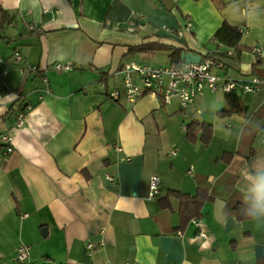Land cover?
<instances>
[{
	"label": "crops",
	"instance_id": "obj_1",
	"mask_svg": "<svg viewBox=\"0 0 264 264\" xmlns=\"http://www.w3.org/2000/svg\"><path fill=\"white\" fill-rule=\"evenodd\" d=\"M237 2L0 0V264H17L21 246L29 248L24 264H264V224L233 213L243 198L238 170L264 156V86L236 93L238 111L227 114L225 94L209 91L185 109L148 94L127 101L120 75L132 64H172L173 49L232 52L214 40L228 24L242 34L237 60L214 62L212 73L264 80V23L243 22ZM139 45L151 48L130 51ZM113 90L118 100L109 98ZM192 121L209 131L188 137ZM198 188L212 199L178 230L179 202L168 193L194 196ZM215 199L225 203L221 222ZM161 236L172 238L167 253Z\"/></svg>",
	"mask_w": 264,
	"mask_h": 264
},
{
	"label": "built area",
	"instance_id": "obj_2",
	"mask_svg": "<svg viewBox=\"0 0 264 264\" xmlns=\"http://www.w3.org/2000/svg\"><path fill=\"white\" fill-rule=\"evenodd\" d=\"M30 30L35 29V25L29 26ZM254 53H259L257 48L252 49ZM231 51L229 52V54ZM21 56L14 54V63H20ZM214 66L212 59L200 60L198 63L186 64L185 62L172 63L165 66H152L147 64H132L120 70L123 97L130 102H135L144 94L151 95L160 100L164 104H170L177 101L181 109H185L188 105L201 96L205 91L211 93H241L255 95L262 86L264 80L258 77H252L248 81H238L227 76H219L212 73ZM56 71H67L71 66L67 63H55L53 66ZM26 70L29 73L36 74L38 69L28 66ZM43 82L47 84V79L43 78ZM112 100H118L120 93L113 90L108 94ZM184 116V114H182ZM25 118V113H18L16 117L17 126H21ZM185 129V126H183ZM1 142L7 144L4 154H10L13 149L11 147L10 138L7 135L1 137ZM188 174L193 175L192 170ZM109 180H112L108 177ZM159 178L152 176L149 181V196L156 197L159 192ZM193 223L197 226L198 220ZM198 237L206 238L205 234L199 232ZM92 245H88L90 249ZM29 248L21 246L17 249L15 261L17 264H24L28 259Z\"/></svg>",
	"mask_w": 264,
	"mask_h": 264
},
{
	"label": "trees",
	"instance_id": "obj_3",
	"mask_svg": "<svg viewBox=\"0 0 264 264\" xmlns=\"http://www.w3.org/2000/svg\"><path fill=\"white\" fill-rule=\"evenodd\" d=\"M241 32L228 24H223L215 33L214 40L218 45H223L227 47L228 49H231L232 52L229 54L227 51L225 52H212L205 56H200L202 60L204 59H212L216 63L223 62V67H227L229 62H236L237 60V54L240 50L239 42L241 39ZM151 47L149 45H139L136 47L130 48V51H146L149 50ZM182 51L173 49L170 54V60L171 63H179L182 62L180 55L182 54ZM226 108L223 112L225 113H235L238 110L236 109L238 104L240 103V97L236 95V93H226ZM237 110V111H236ZM24 113V110L22 108H19L18 113ZM209 126L200 123L192 121L186 126V133L187 136L192 138L196 135L198 132H202V135H204V131H209ZM205 142V140H204ZM169 196L174 197L178 199L179 206H178V215L180 219V225L177 227V229L181 230L189 221L193 219H199L201 214V209L203 204L207 201L212 199V197L209 195V192L207 189L204 188H198L196 194L194 196H190L187 194L180 193L178 191H170L168 193ZM160 203L162 207H169V204L167 202L168 197H159ZM236 205L233 208V213L236 216L238 220H245L248 219L245 216L241 214V209L246 207L242 205V202L237 201L235 203Z\"/></svg>",
	"mask_w": 264,
	"mask_h": 264
},
{
	"label": "clouds",
	"instance_id": "obj_4",
	"mask_svg": "<svg viewBox=\"0 0 264 264\" xmlns=\"http://www.w3.org/2000/svg\"><path fill=\"white\" fill-rule=\"evenodd\" d=\"M233 10L243 22L264 23V6L259 0H247V3L238 0ZM261 161H264V156L238 170L244 183L242 205L246 206L241 209V214L255 221L257 227L264 224V167L259 166Z\"/></svg>",
	"mask_w": 264,
	"mask_h": 264
},
{
	"label": "water",
	"instance_id": "obj_5",
	"mask_svg": "<svg viewBox=\"0 0 264 264\" xmlns=\"http://www.w3.org/2000/svg\"><path fill=\"white\" fill-rule=\"evenodd\" d=\"M180 58L183 62L186 64H194L198 63L201 60V57L199 54L194 53V52H183L180 55ZM225 205V203L220 200V199H215L214 204H213V214L214 218L217 222H221L223 220V215H222V208ZM45 232V229L42 230V233ZM172 242V238L168 236H161L160 237V245L162 248V251L167 253L170 249V245ZM262 253V249L260 247L256 248L255 250V256H260Z\"/></svg>",
	"mask_w": 264,
	"mask_h": 264
}]
</instances>
